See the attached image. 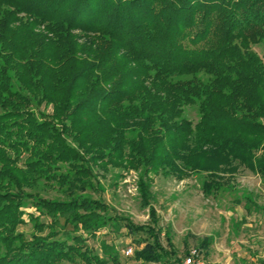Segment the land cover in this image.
Returning <instances> with one entry per match:
<instances>
[{"label": "trees", "instance_id": "16d2710c", "mask_svg": "<svg viewBox=\"0 0 264 264\" xmlns=\"http://www.w3.org/2000/svg\"><path fill=\"white\" fill-rule=\"evenodd\" d=\"M254 47L264 50V0H0V264L119 263L84 237L113 221L144 245L137 260L180 263L156 221L135 226L102 200L24 190L44 178L84 191L98 179L92 164L216 178L240 165L264 177V56ZM60 164L67 173H55ZM141 191L147 206L144 182ZM29 206L30 237L19 230Z\"/></svg>", "mask_w": 264, "mask_h": 264}, {"label": "rangeland", "instance_id": "374dc122", "mask_svg": "<svg viewBox=\"0 0 264 264\" xmlns=\"http://www.w3.org/2000/svg\"><path fill=\"white\" fill-rule=\"evenodd\" d=\"M40 31L43 27L36 28V32ZM254 49L264 56L262 47ZM38 111L52 114L53 107L41 106ZM186 112L188 117L197 120L194 108H188ZM69 141L73 142L71 138ZM91 166L98 179L89 180L90 186L84 191L73 190L70 194L58 181L46 182L44 178L24 191L47 201L102 200L113 215L135 226L150 227L156 221L163 229L160 240L165 247L168 245L164 233L171 235L176 251L172 260L180 262L177 264H182L191 248L199 249L202 244H207L202 251L211 263L264 264V177L260 171L252 172L237 165L239 168L235 173L223 171L217 178L208 172L179 177L162 171L144 176V167L136 170L111 166L104 170ZM59 168L55 172L58 175L69 170L67 164H60ZM141 182L151 191L147 206L143 202ZM207 182L214 184L209 191L205 189ZM35 212V208L26 207V223L19 227L29 237L35 233L29 215ZM41 219L52 220L45 216ZM123 225L125 223L121 221H113L97 230L94 237L84 235L86 244L101 259L108 254L121 256L119 263L110 261L109 264H155L137 260L135 251L144 245L137 248L134 236ZM129 247L134 248V255L126 257L125 251Z\"/></svg>", "mask_w": 264, "mask_h": 264}, {"label": "built area", "instance_id": "2783aa9c", "mask_svg": "<svg viewBox=\"0 0 264 264\" xmlns=\"http://www.w3.org/2000/svg\"><path fill=\"white\" fill-rule=\"evenodd\" d=\"M134 255V248L129 247L125 251V256L130 257ZM182 264H216L209 262L201 249L191 248L187 255H185Z\"/></svg>", "mask_w": 264, "mask_h": 264}, {"label": "crops", "instance_id": "0c3cea01", "mask_svg": "<svg viewBox=\"0 0 264 264\" xmlns=\"http://www.w3.org/2000/svg\"><path fill=\"white\" fill-rule=\"evenodd\" d=\"M215 263V262H214Z\"/></svg>", "mask_w": 264, "mask_h": 264}]
</instances>
